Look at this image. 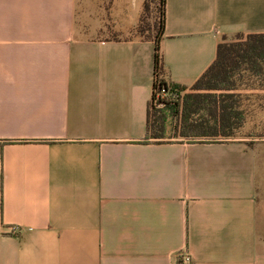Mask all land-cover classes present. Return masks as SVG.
<instances>
[{
  "label": "crops",
  "instance_id": "obj_1",
  "mask_svg": "<svg viewBox=\"0 0 264 264\" xmlns=\"http://www.w3.org/2000/svg\"><path fill=\"white\" fill-rule=\"evenodd\" d=\"M77 1L0 0V264H264L248 139H145V0H91L105 38ZM164 17L166 76L188 90L224 36L264 33V0H165Z\"/></svg>",
  "mask_w": 264,
  "mask_h": 264
},
{
  "label": "trees",
  "instance_id": "obj_2",
  "mask_svg": "<svg viewBox=\"0 0 264 264\" xmlns=\"http://www.w3.org/2000/svg\"><path fill=\"white\" fill-rule=\"evenodd\" d=\"M157 3L160 18L153 26L144 15ZM165 0H145L135 34L154 43L153 93L147 108L145 139L155 142L178 140L223 141L234 138L245 122L235 90V78L247 74L257 82L264 81V33L237 34L234 41L223 37L216 57L204 73L190 86H180L166 76L159 42L164 33ZM176 92L162 108H153L152 100L160 89ZM172 99V100H171ZM177 118L176 139H166L167 121Z\"/></svg>",
  "mask_w": 264,
  "mask_h": 264
},
{
  "label": "rangeland",
  "instance_id": "obj_3",
  "mask_svg": "<svg viewBox=\"0 0 264 264\" xmlns=\"http://www.w3.org/2000/svg\"><path fill=\"white\" fill-rule=\"evenodd\" d=\"M91 0H78L77 6L81 10L82 19L79 23L82 25L81 32L87 34L92 38H105L106 32H96L90 26L89 8ZM104 4V2H102ZM146 21L153 26L159 21V7L157 3H152L150 9L144 15ZM112 37V34H110ZM236 37L229 38V41H234ZM235 90L239 95V103L241 109L245 113V122L243 126L237 131L234 137L246 138L247 143L255 153V170H256V199L259 206V211L264 213V108H251L254 105L264 103V92H257L264 90V81L257 82L253 77L247 74L237 75L235 78ZM190 89V88H189ZM188 89V90H189ZM156 98V96H155ZM177 100V96L172 97ZM261 99L263 101H261ZM179 100V99H178ZM177 100V101H178ZM153 108H158L154 103ZM177 118L172 116L167 121L166 139H176L183 137H175L174 127L176 126ZM184 140L193 138H183Z\"/></svg>",
  "mask_w": 264,
  "mask_h": 264
},
{
  "label": "built area",
  "instance_id": "obj_4",
  "mask_svg": "<svg viewBox=\"0 0 264 264\" xmlns=\"http://www.w3.org/2000/svg\"><path fill=\"white\" fill-rule=\"evenodd\" d=\"M176 92L170 91L168 89H160L155 93L154 99L152 102L156 107L162 108L165 105V101L169 100L171 97L177 96L175 94ZM172 100V99H171ZM192 259L191 256L188 253H180L179 254V264H191Z\"/></svg>",
  "mask_w": 264,
  "mask_h": 264
}]
</instances>
